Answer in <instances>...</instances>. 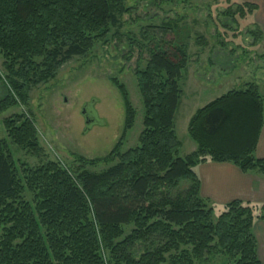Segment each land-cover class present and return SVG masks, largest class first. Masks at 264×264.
<instances>
[{"label": "trees", "instance_id": "obj_1", "mask_svg": "<svg viewBox=\"0 0 264 264\" xmlns=\"http://www.w3.org/2000/svg\"><path fill=\"white\" fill-rule=\"evenodd\" d=\"M257 9L243 2L234 13ZM130 11L125 0H0L5 73L0 80L7 89L0 112L27 105L33 87L54 79L72 58L88 54ZM160 28L172 29L169 23ZM171 47L149 49L145 67L135 70L143 130L138 144L125 152L122 142L137 112L116 78L112 83L121 93L125 119L107 156H77L74 171L58 161L19 168L8 142L0 139V264H195L218 253L233 264H263L253 226L255 219H264L255 215L264 212V203L233 200L214 221L194 166L209 157L264 175V158L255 154L264 97L257 83L248 82L197 109L188 125L197 149L180 156L174 119L189 54L184 46ZM4 126L13 144L41 154L29 112L4 119ZM100 163L113 165L101 172L86 169ZM25 190L33 194L34 206L25 200ZM128 225L133 228L125 235ZM137 245L145 247L138 257Z\"/></svg>", "mask_w": 264, "mask_h": 264}, {"label": "rangeland", "instance_id": "obj_2", "mask_svg": "<svg viewBox=\"0 0 264 264\" xmlns=\"http://www.w3.org/2000/svg\"><path fill=\"white\" fill-rule=\"evenodd\" d=\"M238 4L236 0H125L131 11L121 17L119 26L112 28L104 40L88 54L65 63L54 79L33 87L27 105L0 112V139L8 142L17 166L58 161L74 171L80 165L77 156H107L123 134L125 119L123 99L113 78L125 85L137 112L121 151L137 145L144 109L135 70L145 67L149 49L169 50L174 45L184 46L189 54L180 82L183 94L174 119L182 144L180 156L189 154L196 144L188 133V125L197 109L232 89H244L248 82L257 83L264 97V7L242 16L234 13ZM167 23L172 29L165 33L160 27ZM2 64L0 54V75L4 78ZM6 95L7 89L0 80V99ZM93 100L90 109L87 104ZM23 112H29L35 123L42 148L39 156L13 144L5 129L4 119ZM86 116L92 121L87 123ZM94 121H103V125ZM112 165L100 163L86 169L101 172ZM23 196L34 204L32 193L25 190ZM213 208L216 221L224 208ZM255 215L260 218L264 212L258 210ZM132 228L133 225L125 226V235ZM253 233L264 264V219L256 220ZM144 248L137 245L135 255H141ZM106 255L109 257L108 252ZM195 264L233 261L218 253Z\"/></svg>", "mask_w": 264, "mask_h": 264}, {"label": "crops", "instance_id": "obj_3", "mask_svg": "<svg viewBox=\"0 0 264 264\" xmlns=\"http://www.w3.org/2000/svg\"><path fill=\"white\" fill-rule=\"evenodd\" d=\"M236 1L255 4L258 10L264 7V0ZM196 149L197 146L194 145L190 153ZM255 154L258 158H264V126ZM194 171L200 179V195L207 199L212 207L217 205L224 208L226 204L237 199L257 207L264 203V175L260 172L244 173L231 162H216L209 157L194 166Z\"/></svg>", "mask_w": 264, "mask_h": 264}, {"label": "flooded vegetation", "instance_id": "obj_4", "mask_svg": "<svg viewBox=\"0 0 264 264\" xmlns=\"http://www.w3.org/2000/svg\"><path fill=\"white\" fill-rule=\"evenodd\" d=\"M92 119H90L88 116H86V122H90Z\"/></svg>", "mask_w": 264, "mask_h": 264}, {"label": "water", "instance_id": "obj_5", "mask_svg": "<svg viewBox=\"0 0 264 264\" xmlns=\"http://www.w3.org/2000/svg\"><path fill=\"white\" fill-rule=\"evenodd\" d=\"M85 113H86V109L83 110V114H85ZM91 121H92V120H91ZM88 123H89V122H88Z\"/></svg>", "mask_w": 264, "mask_h": 264}]
</instances>
